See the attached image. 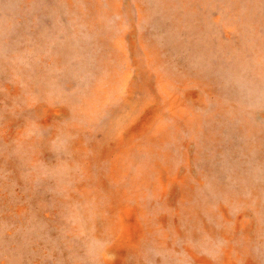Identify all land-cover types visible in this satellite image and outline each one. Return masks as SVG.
<instances>
[{"label": "rangeland", "instance_id": "374dc122", "mask_svg": "<svg viewBox=\"0 0 264 264\" xmlns=\"http://www.w3.org/2000/svg\"><path fill=\"white\" fill-rule=\"evenodd\" d=\"M263 89L264 0H0V264H264V179L197 149Z\"/></svg>", "mask_w": 264, "mask_h": 264}, {"label": "bare ground", "instance_id": "6f19581e", "mask_svg": "<svg viewBox=\"0 0 264 264\" xmlns=\"http://www.w3.org/2000/svg\"><path fill=\"white\" fill-rule=\"evenodd\" d=\"M64 1L67 2V0H64ZM75 12H77L79 14L78 18L81 19L82 18V13L79 10H77V9H75ZM82 39H84V41H85V45H86L85 49H89L90 48L93 51H95L96 49H99L97 46L93 47V45H91L89 43V40L83 38V36L81 35V41H82ZM81 41H79V45H77V48L79 49V52L82 54V49L79 48L80 45H83V44H81ZM92 43H96V42L92 41ZM97 59L98 60H102L99 57H97ZM99 64L103 65L102 61H100ZM103 66H105V64ZM99 79H100L99 77H97V78L95 77V81H94L95 85L90 89L89 93L87 92L86 96L84 95V97H83L84 102L91 101V100L95 99L96 97H95L94 93H96V96H97V93H100L99 90L101 88L99 87V89H97V82L99 83ZM161 84H163V82ZM161 84H160V86H161V89H162L163 87H162ZM99 85H101V84L99 83L98 86ZM251 91H252V89H251ZM259 92H258V90L256 91V96L259 94ZM99 97L97 96L98 99H99ZM259 97H261V98H259ZM259 97H254L255 99H257L256 101L250 100V98L248 96H246V99L250 100V102L248 103L249 105H256V104L259 103L257 101H260L261 99H264V95L261 96V94H260ZM73 103H75V102H73ZM80 104H81L80 106H82L81 102H80ZM80 106L78 107V110H80ZM180 118H182V117H180ZM183 119H185V118H183ZM189 120L190 119H188V121ZM185 123L189 124V125H187V128L190 127L189 129L191 130L192 134L197 132L198 129L197 130L195 129L196 132L194 131V127H197L196 125H193L192 122H185ZM172 124H173L172 130L174 132H177L180 126L178 127L177 122H175V123L171 122L170 126H172ZM207 124L210 125L209 126L210 127L209 131L211 133H213V135H214V137L210 136L211 134L207 135V139L208 140L212 139V145L209 146L207 143L199 141V142H197V149L199 150L201 148L202 144H203L204 148H210V152H209V155H207V159H208V161L210 163L218 160L217 164L220 163V166L222 167V171L223 172H222V174H220L219 172L221 171V169L220 170H218L219 168H217V169L214 168V169L218 170L217 172L221 176H224V174H226V175L228 174L229 177L232 178L234 175L237 174V172H241V174L238 175L237 179L241 180L242 183H239V184H236L235 186H233L231 188V190H230V193L231 194H237V196H240V194H241L243 196L244 195V191H248V192L250 191L249 189L253 185V180L252 179L254 177H259V179H261V178L264 179V151H262L264 149V135H256L258 137H255L253 135V131H254L253 128L249 127L248 131L244 132V134L241 136V135L238 134V132L236 131V129L233 126L228 127L229 123H225V126H223L221 128L218 127V125H215V124L213 125V123H207ZM207 124L205 125V127L208 126ZM225 128H227V129H225ZM162 129H164V128H162ZM166 129H167V127H166ZM193 131H194V133H193ZM159 132L160 131L157 130L156 134H158ZM249 133L251 134V137L249 136L250 135ZM166 139H168V137H166ZM132 143H133L132 144L133 146L138 147V149H140L139 145H137L134 142H132ZM231 146H233L232 147V150H233L232 153L238 154V160L235 161V162H234V156L231 153ZM243 177L244 178L247 177L248 180L244 181ZM163 187H164V185H163ZM163 190H164V188H163ZM185 190H188V189H185ZM219 190H221L223 192V189L221 187H219ZM218 192L220 193V191H218ZM226 194H228V193H226ZM236 200H238L241 203L242 206H244L246 204V201L244 200V198H243V203H242L241 198L236 199ZM216 201H217V199H214L213 197H210L209 200H208V203L211 206L212 205H217ZM231 203L233 204L235 209H239L240 208V206H238L234 202H231ZM203 205L206 206L207 203L204 202ZM190 206L194 210H196V207L194 205L190 204ZM219 208L222 211L226 210L225 209L226 207L223 206V205H220ZM210 211H211V207H210ZM222 213H223L224 217L226 218L224 212H222ZM260 220H261V222L264 221L262 214H261ZM131 224H133V223H131ZM254 229H255V223L252 222V226L249 229V231H247V232L243 231L244 233L240 234L238 237L233 239L232 242H234L237 246H239V245L242 244L241 242L248 241L252 246L255 243L256 250H257V248L258 249H263L261 243H258V239L261 240V238H258L256 240V238L254 237L257 234L256 229L255 230ZM166 232H168V231H166ZM123 235H124V233H123ZM166 235H168V233ZM219 235L220 234L214 236L216 238V240L215 239H210L211 236H209V238L206 239L205 248H208L209 244H211V243H215V244L219 245V239L217 238ZM129 237H131V236H129ZM224 237L227 239V241L229 240V238H231V237H227V236H224ZM232 238H234V236H232ZM197 239H198L199 243H202V238L201 237H199ZM209 248H211L210 250H215V245H214V247H209ZM200 251H201V249H200ZM240 251L244 252L243 254H249L250 253L249 252V248L247 246H243L242 247V245H241L240 246ZM257 252H260V251H257ZM202 261H207V262H209L207 264H211L210 263L211 262L210 261V257H208L207 255H205V257H203Z\"/></svg>", "mask_w": 264, "mask_h": 264}]
</instances>
